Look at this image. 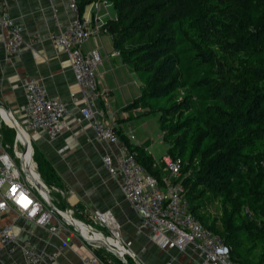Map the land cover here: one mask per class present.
Returning <instances> with one entry per match:
<instances>
[{
    "label": "trees",
    "instance_id": "trees-1",
    "mask_svg": "<svg viewBox=\"0 0 264 264\" xmlns=\"http://www.w3.org/2000/svg\"><path fill=\"white\" fill-rule=\"evenodd\" d=\"M106 1L116 18L105 21L104 29L124 61L145 75L141 93L129 107L145 101L149 107L145 113L158 114L173 157L182 142L168 139L181 126L167 127L168 115L190 108L215 139L213 146L220 152L215 164L195 176L181 177L190 210L202 225L221 235L235 264H264V0H212L218 9L202 16L204 30L217 35L218 48L229 63L212 58L184 34L186 0ZM247 54L263 58L242 65ZM247 77L262 91L244 85L241 80ZM181 87L186 88L181 101L166 108L159 104L161 96L174 95ZM123 141L136 152L137 161L161 180L162 166L141 146ZM37 163L41 168L45 162L37 156ZM181 172L185 174L184 165ZM215 199L220 203L219 217L200 212ZM244 202L258 211L256 218H247Z\"/></svg>",
    "mask_w": 264,
    "mask_h": 264
},
{
    "label": "crops",
    "instance_id": "crops-1",
    "mask_svg": "<svg viewBox=\"0 0 264 264\" xmlns=\"http://www.w3.org/2000/svg\"><path fill=\"white\" fill-rule=\"evenodd\" d=\"M2 7H6L14 23L22 27L24 42L18 53L9 55L1 40L0 27V104L23 122L26 107L25 92L22 88L24 79L39 80L49 97L69 103V114L65 118L61 134L53 140L41 133L32 135L35 152L39 153L53 171L52 175L62 184V188H57L53 195L56 205L69 208L73 216L85 223H91L93 210H109L118 224L122 240L131 242L130 247L135 253L133 259L136 263L200 264V256L192 246L179 250L173 244L161 247L153 242L150 230L140 225L138 214L124 198L119 177L112 176L103 165V156L118 154L125 139L132 145L141 146L157 165L159 158L168 150L166 145L161 148L159 155L155 156L156 150L152 149L150 138L135 137L131 132L134 120L146 114L138 111L140 107L137 105L129 107L139 97L143 80L116 50L111 34L101 28L97 35H92L85 41L82 50L86 52L97 49L101 55V64L96 69L98 86L100 89H106L108 96L105 100L101 98L95 103L101 117L114 122L120 138L118 143L97 139L90 121L82 119L80 91L68 56L48 38V33L56 29V20L66 26L76 17L68 7V0H0V8ZM79 7V16L89 19L92 25L97 24L95 17L101 22L116 18L115 9L110 2L105 5L102 0H80ZM72 92L76 96L73 99L70 98ZM1 116L12 125L11 121ZM129 135H133L134 139L129 140ZM21 141L19 144H24L23 138ZM52 222L54 223L55 219ZM78 222L82 225L81 228L87 231L85 224ZM0 223H13L20 241L28 240L44 256L56 253L59 264L116 262L108 249L90 245L76 228L63 227L58 234H52L47 227H38L32 220L13 210L3 214ZM82 234L88 240L91 239L90 241L101 243L92 240L84 232ZM84 259L92 261L83 262ZM22 262L20 250L0 248V264Z\"/></svg>",
    "mask_w": 264,
    "mask_h": 264
},
{
    "label": "built area",
    "instance_id": "built-area-1",
    "mask_svg": "<svg viewBox=\"0 0 264 264\" xmlns=\"http://www.w3.org/2000/svg\"><path fill=\"white\" fill-rule=\"evenodd\" d=\"M102 1L105 5L109 4L106 0ZM79 2L80 0H68V7L76 17L66 26L56 20V29L48 33V38L68 56L80 91L82 119L90 121L97 139L118 143L120 139L114 122L103 119L95 103L98 99L105 100L108 96V91L98 86L96 69L101 64V55L97 49L86 52L82 50L85 41L90 36L97 35L101 28H104L105 22L95 17L97 24L92 25L89 19L81 18ZM0 27L6 52L9 55L18 53L24 42L22 27L14 23L6 7L0 8ZM34 40L36 41L35 37ZM22 88L26 99L23 124L18 122L22 133L30 141L35 133H41L49 140L55 139L64 129L65 118L69 114V103L49 97L41 82L36 79H24ZM75 97L72 92L70 98ZM128 137L129 140L134 139L133 135ZM22 154V151L17 149L10 153L0 145V217L13 210L32 220L36 226L47 227L52 234H58L63 227H74L84 238L74 223L78 219L69 208L60 209L56 205L53 210L49 208L47 195L43 193L46 186L39 188L29 179ZM136 155L135 151L122 142L119 153L105 154L102 162L112 176L119 177L124 198L138 214L140 225L150 230L153 242L161 247L173 244L179 250L192 246L200 256V264H235L230 258L231 247L224 242L221 235L202 225L190 210V201L185 195V186L181 181L183 165L180 159L170 154L162 155L160 162L164 176L158 180L137 161ZM31 160L35 165L33 155ZM245 211L248 218H251L252 212L247 209ZM91 216L92 224L110 231V237L116 239L117 247L135 257L130 247L131 242L122 240L118 224L109 210L95 209ZM112 222L114 225H111ZM83 223L107 238L105 232L95 229L91 223ZM3 247L8 250H20L22 264H59L56 253L44 256L28 240L20 241L13 223H0V248ZM87 261L92 260H83Z\"/></svg>",
    "mask_w": 264,
    "mask_h": 264
},
{
    "label": "rangeland",
    "instance_id": "rangeland-1",
    "mask_svg": "<svg viewBox=\"0 0 264 264\" xmlns=\"http://www.w3.org/2000/svg\"><path fill=\"white\" fill-rule=\"evenodd\" d=\"M187 3V13L184 15L182 19L183 24V32L186 36H188L191 40L196 42L197 45L201 47L204 51H207L212 58L220 59L222 62H230V58H225V56L222 54V52L219 50L217 45V35L212 32H208L204 30L202 26V16H205L208 12H210L213 9H218V6H215L213 4L212 0H186ZM264 57V55H263ZM259 59V57L254 55H246L241 58V64L247 65L248 63H258L257 61H261L262 58ZM142 80L144 81L145 75H140ZM241 82L246 85L252 87V89H256L257 91H262L257 86H254V83L250 78H242ZM176 94L169 95L167 97L161 96L159 99V104L166 108L168 106H171L174 103H178L181 101L183 95L186 93V88L181 87L175 90ZM152 102H155L154 99H151ZM145 101L139 102L137 106L140 107L138 111L140 112H147L149 110L148 105ZM157 114V113H156ZM154 112L152 113H146L138 116L136 120H134V124L131 126V132L135 135V137H149L150 143H152V149L154 148V155L157 156L162 151L161 148H164L167 145V140H164L163 133H161L159 125H158V119L157 115ZM14 116V115H13ZM16 121H18L20 124H23L22 121L19 120L16 116H14ZM165 125L167 127L171 128H178L181 126V129L179 131H176V134L169 137L168 140L170 142L174 141L176 138L178 139L179 143L182 142L181 147L175 148L174 151V158L180 159L182 165H184L185 168V174L181 175V177H185L186 175H196L198 171L202 168H205L209 165H214L217 160L218 153H220L218 150L216 151V147L213 146L215 139L213 136L206 131V129L199 124L196 116L192 113L191 109H184L180 110L177 113L168 115L164 119ZM12 125L5 121V119L0 115V145L5 148V150L12 153L16 149L18 151L23 150V145L16 142L17 137L15 130L11 127ZM169 143V142H168ZM31 145H32V153H33V160L35 161V169L38 173L39 178L46 184L49 185L50 196L51 201L56 205V202L53 198V195H55L57 188L61 187L62 184L58 181V178L54 177L52 175L53 171L48 167L47 163L45 162L44 165L40 166L37 163V156H39V153L35 152V148L33 145V138L31 139ZM170 150H167L165 154L168 153ZM171 152V151H170ZM171 155V154H170ZM172 156V155H171ZM173 157V156H172ZM215 160V161H214ZM264 163V160H263ZM158 164H160L163 168L162 163L160 162V158L158 160ZM216 174V173H214ZM212 194V193H209ZM219 195H221L219 193ZM218 195V196H219ZM210 196V195H209ZM218 199H215L213 202L210 201L205 204L203 208L200 209V212L202 213H209L212 218L213 217H219L221 215V208H219V204L217 202ZM244 211L247 209L248 211L252 212L251 218H256V211L253 206L250 207L248 202H244ZM56 207L60 209L62 208L60 205H56ZM76 217V216H75ZM248 218V216H247ZM248 218V219H251ZM80 221L78 217H76ZM88 225H91L90 223H86ZM209 224V223H205ZM95 229H98L100 231H103L106 233V235L110 236V231L105 230L101 228L99 225H94ZM217 227H220V223H216ZM74 228V227H73ZM77 230V228H76ZM78 231V230H77ZM109 254L115 258V263L112 262L110 264H138L134 261L133 257L129 256L128 254L124 255V262L121 261L118 257H116L110 250ZM239 264V263H238Z\"/></svg>",
    "mask_w": 264,
    "mask_h": 264
},
{
    "label": "bare ground",
    "instance_id": "bare-ground-1",
    "mask_svg": "<svg viewBox=\"0 0 264 264\" xmlns=\"http://www.w3.org/2000/svg\"><path fill=\"white\" fill-rule=\"evenodd\" d=\"M0 114L1 115H3L6 119H8L9 121H11V119H10V116L8 115V114H6L4 111H0ZM11 123H12V121H11ZM118 131V130H117ZM17 137V141L16 142H18V143H21L22 141V137H20L19 135H17L16 136ZM24 141H26L25 139H24ZM129 144V143H128ZM21 145H23V143L21 144ZM25 154H24V160H23V162H24V165H25V167H26V169H27V173H28V175H29V178H34V179H36L37 181H39L40 183L42 182L43 183V181L39 178V176H38V173H37V171H38V169L36 170L35 169V165H34V163H33V161L31 160V156H32V153H31V151L30 150H28V148L26 149V151L24 152ZM50 188L49 187H47L46 186V188L44 189V191H43V193H44V195H47L48 194V192H50ZM74 223L77 225V227H78V229L80 230V232L82 231V232H84V234L86 235V236H88L89 238H92V240H98L99 242H101V243H108V244H113L114 246H118L117 245V241H116V239H114V238H112V237H110V236H107V238L105 237V236H103V235H101L100 233H98L97 231H94L93 229H90L89 227H87L86 225V228H87V231H86V229H82L81 228V224L78 222V221H74ZM111 225H114L113 224V222L111 223ZM90 233V234H89ZM91 240V239H90ZM118 249H119V251L120 252H123L122 251V249L120 248V247H118Z\"/></svg>",
    "mask_w": 264,
    "mask_h": 264
},
{
    "label": "water",
    "instance_id": "water-1",
    "mask_svg": "<svg viewBox=\"0 0 264 264\" xmlns=\"http://www.w3.org/2000/svg\"><path fill=\"white\" fill-rule=\"evenodd\" d=\"M1 110L4 111L6 114H8L10 116V119L12 121V126L11 127L15 130L16 136L19 135L20 137L23 138V140L24 139L26 140V141H24V144H23V150H22V153L23 154H22V156L24 157V154H25L24 152L26 151L27 148L32 153L31 141L28 140V138L25 137V135L22 133V130L20 128V125L18 124V121H16V119L14 118L12 112L8 108H6V107H4L3 105L0 104V111ZM32 155H33V153H32ZM26 174L29 177L28 173H26ZM29 179L34 183V185H36L39 188H43L45 186L49 187V185L46 184V183H44V182L43 183L42 182L40 183L39 181H37L34 178H29ZM47 201H48L47 204H48L49 208L52 209V210L55 209V204L53 203V201H51L50 194H47ZM84 239L90 245L92 244V245H94L96 247H101V248L110 250L116 257H118L121 261L124 262V255L127 254V253L125 251L122 252V253L119 252L118 247L114 246L113 244L93 242V241L88 240L86 237H84Z\"/></svg>",
    "mask_w": 264,
    "mask_h": 264
}]
</instances>
